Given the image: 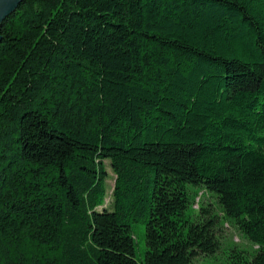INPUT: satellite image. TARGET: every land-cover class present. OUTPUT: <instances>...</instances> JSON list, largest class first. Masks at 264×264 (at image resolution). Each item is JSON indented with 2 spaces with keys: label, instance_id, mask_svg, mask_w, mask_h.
<instances>
[{
  "label": "trees",
  "instance_id": "obj_1",
  "mask_svg": "<svg viewBox=\"0 0 264 264\" xmlns=\"http://www.w3.org/2000/svg\"><path fill=\"white\" fill-rule=\"evenodd\" d=\"M138 222L143 264L213 256L224 225L252 248L228 264H264V0H21L0 24V264H136Z\"/></svg>",
  "mask_w": 264,
  "mask_h": 264
},
{
  "label": "rangeland",
  "instance_id": "obj_2",
  "mask_svg": "<svg viewBox=\"0 0 264 264\" xmlns=\"http://www.w3.org/2000/svg\"><path fill=\"white\" fill-rule=\"evenodd\" d=\"M105 165H106L108 179L106 183L107 197L105 199L104 207L110 209L112 203V189L114 186L115 177L109 167L108 162H106ZM203 197L205 198L204 200L205 203H212V204L215 203V200L210 195L204 193L201 196L200 194L199 198L195 200V204L193 206L194 210H198L197 202L201 201ZM215 210L217 213H220L219 208L217 206H215ZM131 230L134 239L136 264H143L145 249H146L145 240H144V230H145L144 223L143 222L133 223L131 225ZM222 236L224 238L221 240L222 243L221 250L217 254L209 257H199L193 262V264H228L229 253L232 247L238 246L239 248H247L252 250L249 243L242 238L241 234L238 231H236L234 228L228 227V225H224Z\"/></svg>",
  "mask_w": 264,
  "mask_h": 264
},
{
  "label": "water",
  "instance_id": "obj_3",
  "mask_svg": "<svg viewBox=\"0 0 264 264\" xmlns=\"http://www.w3.org/2000/svg\"><path fill=\"white\" fill-rule=\"evenodd\" d=\"M21 0H0V24L15 10Z\"/></svg>",
  "mask_w": 264,
  "mask_h": 264
}]
</instances>
